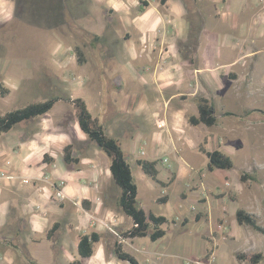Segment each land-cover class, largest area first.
Instances as JSON below:
<instances>
[{
  "label": "crops",
  "instance_id": "1",
  "mask_svg": "<svg viewBox=\"0 0 264 264\" xmlns=\"http://www.w3.org/2000/svg\"><path fill=\"white\" fill-rule=\"evenodd\" d=\"M119 2L124 7L118 11L108 0L79 2L83 16L100 24L96 48L80 66L78 85L56 80L51 87L70 94L58 97L84 100L107 136L127 141V155L120 147L142 184L137 207L165 217V234L156 241L122 236L134 224L118 207L121 190L110 159L80 131L73 107L58 101L45 115L0 134V264H130L116 256V245L137 264H252L237 256H264V233L238 224L236 213L255 216L264 228V160L247 162L239 137L264 134V111L253 107L264 93V0ZM150 9L153 14L140 19ZM112 68L113 83L101 81ZM5 72L0 68V75ZM0 85L8 90L0 105L22 100L28 88L22 77ZM201 98L214 108L213 126L188 121L199 115ZM200 145L237 158L240 168L233 161L231 170H209ZM200 156L205 160L196 164ZM140 159L156 163L163 186L144 174ZM242 175L254 181L242 182ZM179 182L187 191L178 193L176 207L185 212L147 209V202L168 206ZM52 184L62 185L66 200L55 199ZM79 202L88 212L74 210ZM91 233L98 241L82 259L79 239Z\"/></svg>",
  "mask_w": 264,
  "mask_h": 264
},
{
  "label": "rangeland",
  "instance_id": "2",
  "mask_svg": "<svg viewBox=\"0 0 264 264\" xmlns=\"http://www.w3.org/2000/svg\"><path fill=\"white\" fill-rule=\"evenodd\" d=\"M80 1L82 0H72L65 5L61 0H0V68L7 70L0 75V81L10 82L22 77L28 87L25 88V97L22 100H13L7 105H0V116L23 108L29 103L42 102L59 95H70L63 89L56 90L51 87V83L56 80L58 82L65 80L67 84L72 82L78 85L81 79H84V72L80 66L82 60L88 58L91 48H96L98 41L96 33L100 31V24H97L92 17L83 16L85 11L81 8ZM62 53L65 54L64 57H61ZM78 58H81V63ZM113 70L114 68L106 71L101 81L113 83ZM252 104L253 102L247 105ZM253 105L264 111V93L263 100L258 105ZM89 107L92 112L93 108ZM237 109L240 111V108ZM28 124V122L23 123V127ZM239 140L246 144L242 156L247 162L264 160V134L239 137ZM120 144L123 151H126L127 141L121 139ZM125 153L127 155V151ZM202 160H205L202 156L195 158L196 164ZM233 161L238 170L240 168L238 159L233 158ZM132 167L135 184L141 190L142 184L136 174L138 168L135 165ZM174 189L175 191L173 189L170 191L168 206L147 202V209L152 212L162 210L185 212L177 210L176 198L180 191H187V185L179 182ZM188 202L192 206L197 205L193 203L191 197ZM73 208L76 212H88L89 209L84 202L74 204ZM188 212L192 211L188 210ZM44 251L41 250L43 254L40 255L44 256L46 252Z\"/></svg>",
  "mask_w": 264,
  "mask_h": 264
},
{
  "label": "trees",
  "instance_id": "3",
  "mask_svg": "<svg viewBox=\"0 0 264 264\" xmlns=\"http://www.w3.org/2000/svg\"><path fill=\"white\" fill-rule=\"evenodd\" d=\"M78 61L81 63L83 60L81 61V58H78ZM7 93L8 90L0 86V97H5ZM58 101H64L73 107L80 131L110 159L109 171L112 180L121 190L118 207L121 212L132 219L134 224L133 227L127 232H124L122 236L124 238H142L148 236L151 241H156L163 237L165 231L161 227L168 223V220L163 216H155L151 213L146 214L144 210L137 207V186L133 179L130 164L125 159L119 142L105 134L103 128L92 118L84 100L81 98L52 97L45 101L29 103L23 108L7 112L0 116V134L7 133L21 122L45 115ZM198 111L199 115L197 117H189L188 121L191 125L196 126L202 123L209 127L216 124L217 118L214 108L207 100L202 98L198 100ZM70 148L71 146H67L64 149V160L66 163L72 161L68 158ZM198 150L208 159L209 170L214 168L231 170L233 168V161L224 152L220 150L208 152L203 145H200ZM45 160H47V156L44 157V161ZM73 161L78 162V160ZM137 165L144 174L163 186L157 178L158 171L155 162L140 159L137 161ZM248 180L254 181V177L249 175L241 176L242 182ZM163 200V198L159 199L161 203H163ZM236 219L238 224L250 226L255 231L264 233V228L257 224L255 216L243 210H238ZM58 227L59 224H55L48 231L46 235L48 240L53 237ZM97 241L98 237L95 233L82 235L78 242V254L80 258L85 259L90 257L93 252V244ZM115 254L120 260L127 261L130 264H137L136 260L128 253H125L120 245L115 246ZM237 258L241 261H248L252 264H256L261 261L264 256L262 254H239ZM71 264H80V262L76 261Z\"/></svg>",
  "mask_w": 264,
  "mask_h": 264
},
{
  "label": "built area",
  "instance_id": "4",
  "mask_svg": "<svg viewBox=\"0 0 264 264\" xmlns=\"http://www.w3.org/2000/svg\"><path fill=\"white\" fill-rule=\"evenodd\" d=\"M162 58L163 57L160 58L161 62H162ZM1 175L4 176L3 173ZM41 180L45 183H49L48 177L46 175H42ZM25 182H27V180H25ZM51 187H53L54 189V197L56 200H58L59 202H63L64 200L67 199L66 194L64 193L61 184H58V185L52 184Z\"/></svg>",
  "mask_w": 264,
  "mask_h": 264
},
{
  "label": "clouds",
  "instance_id": "5",
  "mask_svg": "<svg viewBox=\"0 0 264 264\" xmlns=\"http://www.w3.org/2000/svg\"><path fill=\"white\" fill-rule=\"evenodd\" d=\"M131 2L134 4L136 2V0H131ZM108 3H109V6L112 7V9L114 11H118L120 8L124 7V5L122 3L119 2V0H108ZM175 11V9H174ZM154 12V10H149L146 14H145V17H141L140 19H144L146 18L147 15H152ZM160 23V20L159 18L156 19V21L154 22L153 24V28H155L156 24H159ZM37 227H39L37 225ZM9 264H11V262H9Z\"/></svg>",
  "mask_w": 264,
  "mask_h": 264
}]
</instances>
